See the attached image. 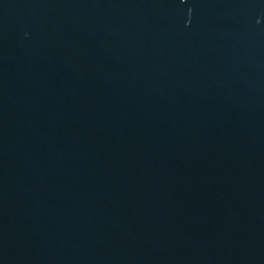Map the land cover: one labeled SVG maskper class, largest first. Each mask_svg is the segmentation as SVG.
<instances>
[{
  "label": "water",
  "instance_id": "1",
  "mask_svg": "<svg viewBox=\"0 0 264 264\" xmlns=\"http://www.w3.org/2000/svg\"><path fill=\"white\" fill-rule=\"evenodd\" d=\"M0 264H264V0H0Z\"/></svg>",
  "mask_w": 264,
  "mask_h": 264
}]
</instances>
